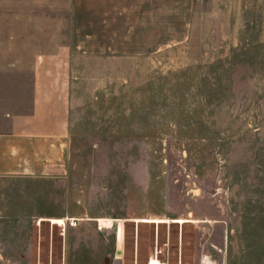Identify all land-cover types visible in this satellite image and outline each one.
Here are the masks:
<instances>
[{"label":"rangeland","instance_id":"1","mask_svg":"<svg viewBox=\"0 0 264 264\" xmlns=\"http://www.w3.org/2000/svg\"><path fill=\"white\" fill-rule=\"evenodd\" d=\"M162 41L82 70L66 171L0 168V264H264V3L205 0Z\"/></svg>","mask_w":264,"mask_h":264},{"label":"crops","instance_id":"2","mask_svg":"<svg viewBox=\"0 0 264 264\" xmlns=\"http://www.w3.org/2000/svg\"><path fill=\"white\" fill-rule=\"evenodd\" d=\"M204 1L0 0V168L66 171L82 70L161 52L164 28L191 27Z\"/></svg>","mask_w":264,"mask_h":264},{"label":"bare ground","instance_id":"3","mask_svg":"<svg viewBox=\"0 0 264 264\" xmlns=\"http://www.w3.org/2000/svg\"><path fill=\"white\" fill-rule=\"evenodd\" d=\"M51 222L53 225H59L60 227H63L64 231H66V228H67L66 224L67 223L65 222V220L59 219V220H54ZM97 222H102V221L97 220ZM133 222H136L138 224H155V223H158V224H161V223H163V224L164 223L185 224V223H190L189 221H186V220H175L173 222H170L169 220H162V219H152V220H150V219H136V220H133ZM150 264H162V263L158 260L157 257H152L150 260Z\"/></svg>","mask_w":264,"mask_h":264}]
</instances>
